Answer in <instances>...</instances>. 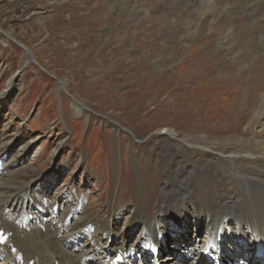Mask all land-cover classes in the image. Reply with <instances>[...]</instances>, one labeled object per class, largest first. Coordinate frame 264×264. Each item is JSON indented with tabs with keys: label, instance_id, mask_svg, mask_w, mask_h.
<instances>
[{
	"label": "rangeland",
	"instance_id": "1",
	"mask_svg": "<svg viewBox=\"0 0 264 264\" xmlns=\"http://www.w3.org/2000/svg\"><path fill=\"white\" fill-rule=\"evenodd\" d=\"M188 1L0 0V172L33 181L36 193L43 182L51 197L97 221L109 219L106 205L117 194L122 212L114 233L139 247V223L125 212L139 203V182L153 204L171 179L173 155L162 130L178 144L206 141L227 155L254 147L259 127L235 143L214 119L226 101L217 96L213 106L210 96L197 95L214 78L246 75L249 63L258 65L253 61L264 74V0ZM233 185L240 194V182ZM211 187L201 183L200 193ZM181 229L176 242L168 241L174 230L161 240L169 243L163 256L207 237L198 233L202 227L198 236L192 230L196 237Z\"/></svg>",
	"mask_w": 264,
	"mask_h": 264
},
{
	"label": "bare ground",
	"instance_id": "2",
	"mask_svg": "<svg viewBox=\"0 0 264 264\" xmlns=\"http://www.w3.org/2000/svg\"><path fill=\"white\" fill-rule=\"evenodd\" d=\"M251 1L255 3L257 0ZM253 62H258V65L247 63L249 70H244L246 75L240 73L242 76L239 78L234 74L227 79L214 78L206 85V90L198 92V87L193 90L199 93V101L207 96L214 99L213 106L217 105V96L226 101L214 119L219 120L224 132L231 133L234 141L240 142L248 133H253L255 126L259 127L255 146H244L227 155L221 148L204 145L206 141L204 144H191L192 148L178 144L170 130H162L160 134L165 135L173 155L171 179L163 182L153 204L144 198L145 190L139 182V203L125 212L126 220L139 223L142 240L139 247L129 245L124 235L114 233L116 220H120L117 216L122 212L115 202L117 194L114 193L106 205L109 219L97 221L96 218L84 217V211L71 201H60L55 195L51 197L49 188L41 187L43 182L36 193L32 188L33 181L17 182L14 172L8 174L4 170L0 172V231L5 230L12 235L9 243L13 246L0 244V264H111L118 254L123 256V264H250L252 259L264 264V74L259 72L261 61ZM187 63L180 64V68L183 65L187 67ZM61 87L66 88L64 84ZM244 87L246 90L242 91ZM75 108L77 114L83 113L79 106ZM12 142L10 140L9 144ZM9 144L3 151H7ZM186 164H189L187 168ZM234 180L241 184L240 194L236 192ZM210 181L209 195H203L199 186L203 183L208 187ZM189 224L193 226L186 230ZM201 227L204 232L202 229L198 232ZM179 228L192 237V230L196 236L202 232L207 237L185 241L182 246L174 247L173 259L168 257L170 250L163 256L168 242L164 244L161 240L172 235L169 230H174L168 241L176 242L180 238ZM152 240L158 243H152Z\"/></svg>",
	"mask_w": 264,
	"mask_h": 264
},
{
	"label": "water",
	"instance_id": "3",
	"mask_svg": "<svg viewBox=\"0 0 264 264\" xmlns=\"http://www.w3.org/2000/svg\"><path fill=\"white\" fill-rule=\"evenodd\" d=\"M25 50V49H24ZM26 51V53H28V54H30L29 52H28V50H25ZM30 56H31V59L33 60V56L30 54ZM61 85H63L62 83H61Z\"/></svg>",
	"mask_w": 264,
	"mask_h": 264
}]
</instances>
